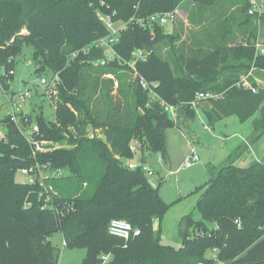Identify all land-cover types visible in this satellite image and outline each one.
<instances>
[{"label": "trees", "instance_id": "trees-1", "mask_svg": "<svg viewBox=\"0 0 264 264\" xmlns=\"http://www.w3.org/2000/svg\"><path fill=\"white\" fill-rule=\"evenodd\" d=\"M183 1L210 6L217 0H0V62L6 71L14 69L22 47L31 45L34 62L40 64L35 72L49 69L56 76L55 118L38 114L34 121L38 139L60 146L33 157L12 123L7 140L0 139V264H57L50 237L58 231L64 246L85 249L80 264H214L206 254L214 248L225 264H264V160L238 164L249 149L246 144L208 167L196 203L201 220L191 232L186 230L190 218L181 220L178 248L161 242V220L169 205L140 167L128 168L137 154H167L166 130L176 120L160 101L194 117L187 103L196 93H220L206 100L209 124L235 115L240 122L251 120L250 145L264 134V90L238 85L252 67L264 77V55L254 47L264 11L249 13V0H242L237 7L241 19L226 17L211 50L162 59L155 45H172L176 37L146 19L174 11ZM99 13L127 21L113 45L120 61L94 63L104 52L91 43L107 33ZM238 27L244 35L234 43ZM147 48L144 59L128 65L134 50ZM117 68L126 71L120 74ZM130 71L135 77L128 76ZM104 73L115 80L101 77ZM91 75L95 80L89 85ZM139 78L156 83V100L140 87ZM248 80L257 85L253 77ZM97 96L100 101L92 99ZM36 163L54 173L26 183L16 180L20 168ZM113 218L126 220L140 234L127 240L110 235ZM102 255L110 258L103 263Z\"/></svg>", "mask_w": 264, "mask_h": 264}, {"label": "rangeland", "instance_id": "rangeland-1", "mask_svg": "<svg viewBox=\"0 0 264 264\" xmlns=\"http://www.w3.org/2000/svg\"><path fill=\"white\" fill-rule=\"evenodd\" d=\"M240 3H243L242 0H217L213 5L199 6L195 2L183 1L179 8L173 12L174 21H168L164 24L165 31H173V35L176 37L175 41L172 45L164 41L158 42L155 45L156 52L162 59L172 61L181 54L185 56L202 55L203 52L211 50L213 36L217 35V33L219 34L222 25L225 26L224 21L226 17L236 16L237 22L241 19L237 10V7H240ZM191 16L194 17V21H191ZM231 28L232 32H234L236 27L233 29L232 25ZM25 32V30H22V33ZM243 35L244 30L242 27H238L234 43L241 42ZM256 39L264 42V25L259 24V21H257ZM33 52L34 48L31 45H25L16 56L9 94L11 92H18L29 84L30 98L21 104V110L31 115V123H35L34 118L38 114H42L46 120L51 121L55 118L56 95L52 94V98L55 99L52 102V98L50 99L45 93L44 86H38L35 82L39 81L41 77H45L50 82L56 76L49 69L35 72V69L40 67V64L34 62ZM28 61L32 62V64H28ZM116 70L120 74H124L126 71L121 68H117ZM129 73L128 76L135 77L134 73L131 71ZM253 76L264 80V77L261 78L259 72H255L254 70ZM101 77L115 80L114 75L111 73H104ZM244 77H246L245 74H242L238 85ZM94 80L95 75H91L88 78L89 85H92ZM116 85L117 82L114 81V87ZM114 91L111 92L112 95H114ZM92 99L100 101L98 96ZM2 102L4 103V100L0 94V110L4 109ZM201 102L208 103L206 100ZM250 122L251 120L240 122L235 115H229L213 124H209L204 111L198 108L189 127L190 134L198 140V144L190 143L191 137L189 138L187 133L184 135L177 126L172 125L166 130V156L162 158L159 153H144L149 165H152L153 161L154 163H158L157 166L159 167L158 169L155 168L156 171L153 175L147 176L148 181L151 185L158 188L159 195L169 205L161 220V242L163 244L178 248L182 240L180 233L181 220L185 217L190 218V223L186 225L188 232L193 230L194 222L196 223L201 220V214L196 207V203L203 193V189L199 187L208 179L205 165L209 162L216 165L221 164L227 157L226 155L221 156L223 152L220 146L229 140L222 141L216 137H225V139L232 137ZM203 124L211 127L213 132L205 131ZM192 150L199 156L200 161L196 162L192 167L187 168L184 166V163ZM151 155L152 158L150 157ZM159 156L161 158L158 162ZM209 159L211 160L209 161ZM50 174H52V171L44 170L42 177ZM15 178L21 183L29 182V177L20 172L16 173ZM156 222L154 228L157 227ZM207 225L212 226L213 224L207 223ZM50 242L58 252L57 264L81 263L85 249L64 246L60 231L55 232L50 237ZM206 254L207 256H211L212 253L207 251Z\"/></svg>", "mask_w": 264, "mask_h": 264}, {"label": "built area", "instance_id": "built-area-1", "mask_svg": "<svg viewBox=\"0 0 264 264\" xmlns=\"http://www.w3.org/2000/svg\"><path fill=\"white\" fill-rule=\"evenodd\" d=\"M250 7H249V13H256L260 15L264 11V0H249ZM174 11L170 12H163V13H156L151 16H149L148 19H146V22L152 23L157 22L161 25H164L166 22L174 21ZM99 19L104 24L107 33L103 37H100L93 41L91 44L94 47H101L104 52V57L101 59H98L94 61L95 64H105L110 61H114L115 59H118L120 61L119 56L117 55L116 51L113 48V45L118 41L119 35L121 33V30L124 29L127 25V22L124 21H113L111 18L107 15L98 14ZM117 22V23H116ZM140 25H145L144 20L140 19L138 20ZM254 47L255 51L259 55H264V42L259 41L256 39L254 41ZM145 49H136L132 53V60L128 62V65L131 67L133 66L136 59H144L146 54ZM76 52L72 54V56H75ZM28 64H32V62L28 61ZM253 70L252 67L248 73L245 75L243 80L239 82V85L243 86L244 88H249L253 92H256L258 87L262 88L264 90V80L258 79L257 77L253 76ZM14 69H11L9 71L5 70V67L0 62V94L3 96L4 103L2 102V105L4 106V109L0 110V139L6 140L7 138V126L8 124L12 123L15 126V131H18L26 140V142L31 146V154L33 157L36 156L38 152H47L50 150H53L57 147H60L57 143H51L49 141H44L41 139H38L37 135L39 132L38 125L35 123H31L28 121V117L26 112H23L21 110L22 103H24L28 98H30V89L29 84L25 86L22 90L18 92H11L9 94L10 86L8 88H4L3 81L8 83L10 85L11 80L9 79V76L13 75ZM251 76L254 78V81L256 82V86H253L251 82L248 80V77ZM56 77L52 79L50 82L45 79V77H41L39 81H36L35 83L38 86H44L45 93L52 98V94L56 95ZM138 84L140 87L147 91L148 97L151 100H156L157 95L155 93L154 87H156V83H148L142 78L138 79ZM221 96L220 93H215L212 91H201L196 93L195 97L187 103V105L196 111L199 108V104L203 100H209V99H217ZM161 106L164 108V110L168 113V115L175 119L176 117V106L165 103L164 101H160ZM2 107V106H1ZM203 129L207 131H211V127H209L206 124H203ZM242 141L246 146L251 149V145L249 141L241 137ZM130 150L132 152L135 151V146L130 145ZM199 160V156L196 154L194 150H192L187 157L184 165L189 167L194 162ZM136 167H140V169L147 175L151 176L153 175V171L146 165L140 162V158L137 156L134 157L129 163L128 168L134 169ZM45 169V165L40 166L38 163H36L33 166L29 167H23L18 170L21 174H24L29 177V181L32 180V178L37 177L38 175L42 177V172ZM54 173V172H52ZM108 233L112 236L127 240L131 236H138L140 234V230L133 228L132 225L127 222L126 220L119 219V218H113L109 221L108 224ZM64 245V241H63ZM211 258L214 261V264H225L223 261H221L217 256V250L214 248L211 251ZM109 255H102L100 257L101 261L105 263L109 259Z\"/></svg>", "mask_w": 264, "mask_h": 264}, {"label": "crops", "instance_id": "crops-1", "mask_svg": "<svg viewBox=\"0 0 264 264\" xmlns=\"http://www.w3.org/2000/svg\"><path fill=\"white\" fill-rule=\"evenodd\" d=\"M262 80V79H261ZM208 107V103H206V102H201L200 104H199V108L201 109V110H203L204 111V109H206ZM194 117H188V116H186V115H184L182 112H180V111H177L176 112V117H175V119L174 120H176V124H175V126H177L183 133H184V135H185V133H187L188 134V136H189V138L191 137V141H190V143H196V144H198V140L197 139H195V137L193 138V136L190 134V131H189V127H190V124H191V122H192V119H193ZM250 120V119H249ZM248 121V120H247ZM246 122V121H245ZM205 130V129H204ZM205 131H207V130H205ZM207 132H213V129L211 128V131H207ZM250 135H251V122L249 123V124H247L243 129H240V132H238V133H236V134H234V136H232V137H228V138H226L225 139V137L224 138H222V137H216L217 139H221L222 141H226V140H229V141H227L226 143H223L222 144V146H220V149L222 150V155L221 156H224V155H226V156H228L231 152H233L238 146H241L242 144H244L243 143V141H242V138L241 137H244V138H246L248 141H249V138H250ZM166 142H167V134H166ZM245 145V144H244ZM246 146V145H245ZM246 152H248V153H246ZM250 154V155H249ZM139 155V156H138ZM250 156V157H249ZM137 157L138 158H140V157H142V155H140V154H137ZM151 158H152V155L150 156ZM252 157V158H251ZM144 158H145V160H146V165L148 164V159H147V157L146 156H144ZM160 158H161V156H159V160H158V162L160 161ZM162 158H164L163 156H162ZM227 158V157H226ZM253 159H262V160H264V134H263V136L259 139V140H257L256 142H254V143H252L251 144V149H247L246 151H244V154L243 155H241L240 156V158L237 160V161H239L238 162V164H240V165H247L250 161H252ZM211 159H209V161H210ZM198 161H200V158H199V160ZM198 161H196V162H198ZM196 162H194L191 166H189V167H187V166H185V167H187V168H190V167H192ZM224 162V161H223ZM222 162V163H223ZM152 165H147L152 171H153V174L155 173V171H156V169H158L159 167L157 166L158 165V163H154L153 161H152V163H151ZM212 165H214V166H216V164H212L211 162H209L208 164H206L205 165V170H206V173H207V176H208V167L209 166H212ZM217 165H220V163L219 164H217ZM156 168V169H155ZM155 222H156V220H155ZM155 222H154V224H155ZM157 223V222H156ZM62 241H63V239H62Z\"/></svg>", "mask_w": 264, "mask_h": 264}, {"label": "water", "instance_id": "water-1", "mask_svg": "<svg viewBox=\"0 0 264 264\" xmlns=\"http://www.w3.org/2000/svg\"><path fill=\"white\" fill-rule=\"evenodd\" d=\"M39 42H40L41 45H43V44H42V41H41L40 39H39ZM145 50H146L147 53L150 52V48H147V49H145ZM140 162L143 163V164L146 163V160H145V158H144L143 156L140 157ZM34 178H36V177H34Z\"/></svg>", "mask_w": 264, "mask_h": 264}]
</instances>
